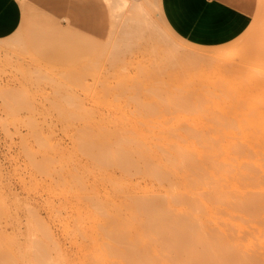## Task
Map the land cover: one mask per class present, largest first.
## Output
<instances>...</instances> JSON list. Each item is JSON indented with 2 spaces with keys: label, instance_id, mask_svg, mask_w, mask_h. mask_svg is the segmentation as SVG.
I'll return each instance as SVG.
<instances>
[{
  "label": "rangeland",
  "instance_id": "rangeland-1",
  "mask_svg": "<svg viewBox=\"0 0 264 264\" xmlns=\"http://www.w3.org/2000/svg\"><path fill=\"white\" fill-rule=\"evenodd\" d=\"M158 1L129 0L125 4L120 0H97L103 31L95 37H86L62 20L53 19L38 9L34 0H18L20 12L16 27L15 23H3L0 19V196L7 201L0 218L6 220L3 228L8 233L5 248L0 246V250L17 251L12 253L18 255L14 263L28 264L30 256L40 252L37 241L46 239L44 225L51 233L47 238L49 249L55 253V243L69 259L80 254L72 240L73 233L78 232L75 209L71 205L75 198L68 192L59 193L57 185L63 171L58 160L61 152L69 154L70 164L78 157L73 154L70 130L58 118H162L160 113H133L136 98H144L149 90L155 89L172 90L176 94L183 91L181 95L197 99L196 106L202 105L203 110L207 105L211 112L218 104L216 100L221 105L216 109L222 107L225 111L221 108V111L206 113L204 109L203 115L201 108L195 107L193 118L200 109L199 115L205 118L213 115L260 118L264 123V109H259L264 108V0H257L249 26L233 40L221 44L193 42L173 28L170 31ZM139 4L145 18L143 26L148 25L153 34L147 30L136 36ZM178 49L180 54L176 52ZM193 51L204 52L206 59L188 61ZM207 89H210L207 97L212 95L213 102L201 96ZM183 110L178 116L175 114L177 118L186 115L192 118L191 110L186 109L189 113ZM41 153L51 160L48 171H44L48 165L40 170L41 158L48 161ZM43 161L49 164L45 160L42 164ZM86 177L88 182H93L92 173L88 172ZM64 219L70 220L68 231L63 228ZM32 244L38 252L30 248ZM52 249L50 252L47 249L49 253L45 254H54ZM39 262L44 264L43 260Z\"/></svg>",
  "mask_w": 264,
  "mask_h": 264
},
{
  "label": "bare ground",
  "instance_id": "bare-ground-1",
  "mask_svg": "<svg viewBox=\"0 0 264 264\" xmlns=\"http://www.w3.org/2000/svg\"><path fill=\"white\" fill-rule=\"evenodd\" d=\"M136 8L140 12L135 35L141 36L150 29L143 26L142 6ZM195 52L188 61L206 59L204 52ZM208 90L201 96L206 98ZM171 92L153 89L144 98H136L133 113H160L162 118H58L70 130L73 154L78 157L70 164L69 154L61 152L58 160L63 171L57 185L59 193L75 198L71 205L78 232L72 240L80 254L69 259L55 243V253L51 248L54 254H45L51 251V233L44 225L46 239H38L41 250L29 257L28 264H40L39 260L44 264H264V123L260 118L212 116L222 108L216 109L221 106L216 100L212 112L203 106L212 117L205 118L200 105L203 117L197 109L193 118L192 111L199 108L197 99L181 95L183 91ZM211 96L207 99L213 102ZM181 108L191 110L192 118H177L179 111L184 112ZM42 160L46 159L41 158L40 170L48 165L44 170L48 171L51 160L43 161L46 166ZM88 172L93 182H88ZM3 200L0 196V211L7 202ZM5 221L0 218V246L7 241ZM69 222L63 221L65 231ZM1 250L0 264H17L15 252Z\"/></svg>",
  "mask_w": 264,
  "mask_h": 264
},
{
  "label": "crops",
  "instance_id": "crops-1",
  "mask_svg": "<svg viewBox=\"0 0 264 264\" xmlns=\"http://www.w3.org/2000/svg\"><path fill=\"white\" fill-rule=\"evenodd\" d=\"M161 12L176 32L193 42L226 43L249 26L257 0H159ZM34 5L71 29L95 37L103 31L97 0H34ZM18 0H0V19L17 25Z\"/></svg>",
  "mask_w": 264,
  "mask_h": 264
}]
</instances>
